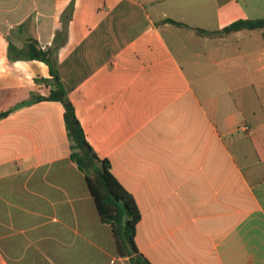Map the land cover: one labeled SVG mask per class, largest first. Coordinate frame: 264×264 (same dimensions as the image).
Here are the masks:
<instances>
[{"label":"crops","instance_id":"0c3cea01","mask_svg":"<svg viewBox=\"0 0 264 264\" xmlns=\"http://www.w3.org/2000/svg\"><path fill=\"white\" fill-rule=\"evenodd\" d=\"M257 19L264 0H0V264H130L70 160L64 107L32 102L52 83L30 41L135 198L144 257L264 264L263 31H195Z\"/></svg>","mask_w":264,"mask_h":264},{"label":"trees","instance_id":"16d2710c","mask_svg":"<svg viewBox=\"0 0 264 264\" xmlns=\"http://www.w3.org/2000/svg\"><path fill=\"white\" fill-rule=\"evenodd\" d=\"M73 12L72 3L62 16V33L67 31ZM164 23L186 27L171 19L165 20ZM243 30L263 31L264 38V19L239 20L221 31L212 33L195 29L198 34L209 36L229 35ZM26 51L29 60L41 61L49 67L52 83V89L46 97L36 96L32 102L53 101L61 103L64 107V122L71 142L70 160L84 175L102 221L111 226L116 238L118 254L123 258H129L130 264H152L139 252L136 245L137 226L142 218L138 204L133 195L113 175L110 161L100 159L89 144L68 91L60 78L54 51L42 50L36 41H30L26 45ZM5 115H0V118Z\"/></svg>","mask_w":264,"mask_h":264},{"label":"built area","instance_id":"2783aa9c","mask_svg":"<svg viewBox=\"0 0 264 264\" xmlns=\"http://www.w3.org/2000/svg\"><path fill=\"white\" fill-rule=\"evenodd\" d=\"M249 128L247 126L244 127V131L248 132Z\"/></svg>","mask_w":264,"mask_h":264}]
</instances>
